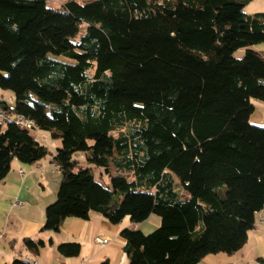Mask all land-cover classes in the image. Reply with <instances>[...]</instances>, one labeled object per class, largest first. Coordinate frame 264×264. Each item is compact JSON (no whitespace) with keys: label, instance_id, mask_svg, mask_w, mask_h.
<instances>
[{"label":"trees","instance_id":"16d2710c","mask_svg":"<svg viewBox=\"0 0 264 264\" xmlns=\"http://www.w3.org/2000/svg\"><path fill=\"white\" fill-rule=\"evenodd\" d=\"M49 1L0 0V88L17 101H0V184L15 160L34 166L50 154L21 117L61 141L60 188L41 232L91 212L113 225L156 215L149 235L121 231L129 264L239 252L264 210V126L249 123L252 99L264 102V55L253 48L264 44V13L246 14L252 0L68 1L63 10ZM80 250L59 247L65 257Z\"/></svg>","mask_w":264,"mask_h":264},{"label":"crops","instance_id":"0c3cea01","mask_svg":"<svg viewBox=\"0 0 264 264\" xmlns=\"http://www.w3.org/2000/svg\"><path fill=\"white\" fill-rule=\"evenodd\" d=\"M245 12L248 15L264 13V0H252L245 7ZM253 48L264 55V44ZM7 97L15 102L12 92ZM2 99L5 101L4 97ZM44 139L48 141L47 137ZM53 157L52 154L50 160L44 159L34 166L15 160L10 174L0 184V235H5L0 238V264H13L15 260L27 264H129L121 231L130 228L148 234L161 225L160 217L152 215L141 224L124 219L119 225H113L101 214L91 212L88 220L66 219L57 233L41 232L46 221V209L56 202L61 183V176L57 177L55 173L59 169L56 170L52 163ZM255 220V227L239 252L234 255H210L199 264H247L246 260L253 250L262 255L264 210L256 215ZM99 236L110 239L111 244L101 248L95 242ZM26 238L31 239L38 248L30 249L25 245ZM62 244H79V255L63 256L59 252Z\"/></svg>","mask_w":264,"mask_h":264},{"label":"rangeland","instance_id":"374dc122","mask_svg":"<svg viewBox=\"0 0 264 264\" xmlns=\"http://www.w3.org/2000/svg\"><path fill=\"white\" fill-rule=\"evenodd\" d=\"M68 1H75L79 4H85V3L90 2L92 0H51L47 4H48L49 8H52L54 10H63L64 5ZM84 31H85V27H82L81 35L84 33ZM245 54H246V49H240L234 53V58L238 59V60L242 59L245 56ZM7 93L10 94V91L3 90L0 88V101H3L2 98L4 97L5 102L9 103L8 105L10 107H14L15 104L17 103V101L15 100L14 103L11 102L7 97V95H9ZM10 104H12V106ZM252 104H255V106H258V107H255V111L251 115L249 123L252 126L262 127V126H264V102L252 99ZM31 134L39 142H41L42 144H44L45 146L48 147L50 154L45 159L50 160L52 158V154H53V156L56 155L57 150L60 148V145H61V141L59 139L54 138L50 132H46V131H42V130H32ZM44 137H47V139H48L47 142L44 141L45 140ZM78 160L81 162V164L83 166H86V162L80 156L78 157ZM55 173L57 174V177L61 176L59 171H56ZM111 173L113 175L120 174V172L116 171L114 168L111 169ZM93 174H94L96 181L99 182L101 185H103L106 188L111 187L110 177L103 171V169L94 167L93 168ZM125 175H127L129 177V180H132V177L130 174L125 173ZM126 219H128V221H130L129 217H127ZM130 223H131V221H130ZM134 230H139V229H134ZM139 231H141V230H139ZM154 231H152L146 235H149V234L153 233ZM263 251H264V248L262 250V255L259 256V253H257L258 251L253 250L251 253V256L248 257V259L246 260V263L247 264H264V253H263ZM260 258H261V260H260Z\"/></svg>","mask_w":264,"mask_h":264},{"label":"built area","instance_id":"2783aa9c","mask_svg":"<svg viewBox=\"0 0 264 264\" xmlns=\"http://www.w3.org/2000/svg\"><path fill=\"white\" fill-rule=\"evenodd\" d=\"M0 118H1L2 120H4V119H8V116L0 114ZM14 121H15L16 124L19 125L21 128H24V129H27V130H33L34 123H33L32 121H28V120L23 119V118H21V117H17ZM56 169H59V167L56 166ZM21 173L23 174L24 171L21 170ZM4 236H5V235H0V238H4ZM95 242H96V244L99 245L101 248H106V247H108V246L111 244L112 241H111L110 239H108V238H104V237L99 236V237H97V238L95 239Z\"/></svg>","mask_w":264,"mask_h":264},{"label":"bare ground","instance_id":"6f19581e","mask_svg":"<svg viewBox=\"0 0 264 264\" xmlns=\"http://www.w3.org/2000/svg\"><path fill=\"white\" fill-rule=\"evenodd\" d=\"M56 172V171H55Z\"/></svg>","mask_w":264,"mask_h":264}]
</instances>
